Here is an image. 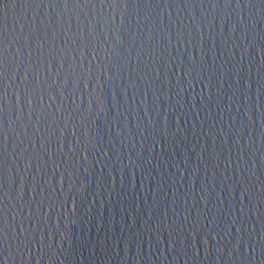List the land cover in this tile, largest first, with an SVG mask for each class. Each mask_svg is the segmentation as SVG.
<instances>
[{"label": "water", "instance_id": "water-1", "mask_svg": "<svg viewBox=\"0 0 264 264\" xmlns=\"http://www.w3.org/2000/svg\"><path fill=\"white\" fill-rule=\"evenodd\" d=\"M48 12L0 2L8 60ZM55 13L21 124L4 81L0 264H264V0Z\"/></svg>", "mask_w": 264, "mask_h": 264}, {"label": "snow or ice", "instance_id": "snow-or-ice-1", "mask_svg": "<svg viewBox=\"0 0 264 264\" xmlns=\"http://www.w3.org/2000/svg\"><path fill=\"white\" fill-rule=\"evenodd\" d=\"M2 2V0H0ZM16 3L19 0H12ZM36 4L43 8L48 6L47 20L41 19L37 23L35 18L27 24H21V34L15 38L14 43L17 45L15 52L12 53V59L8 60V53L11 52V43H9L4 34L3 26L0 25V117L4 112L3 99L6 95V86L4 81L10 80L11 86L14 88L16 104L12 108L13 122L17 124L23 123L25 107L31 105L34 97L39 91H44V82L39 79V62L44 56L45 44L49 33L55 38L58 26L62 25V14L57 17L55 9L59 4L63 3L67 6L69 3L74 4H91L94 0H24ZM140 3L141 0H136ZM145 3H151L152 0H143ZM218 3L230 4L232 0H217ZM7 5H5L6 7ZM27 29L25 32L24 29ZM8 47H5V44ZM33 45H36L33 47ZM27 53V55H26ZM34 53H38L34 57ZM58 54V49L55 46L53 39L52 46L48 49V56L51 61H54ZM15 67L14 78L9 76L12 66ZM195 70V69H193ZM31 113H29V117ZM3 132V125L0 124V135ZM2 161H0V189L3 188L2 183ZM23 179V178H22ZM235 251V248H233Z\"/></svg>", "mask_w": 264, "mask_h": 264}]
</instances>
